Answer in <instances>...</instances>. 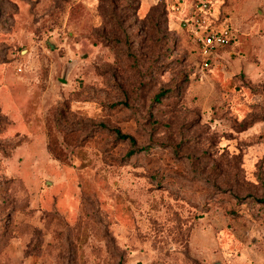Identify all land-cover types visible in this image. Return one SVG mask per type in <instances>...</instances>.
Segmentation results:
<instances>
[{"label":"rangeland","instance_id":"374dc122","mask_svg":"<svg viewBox=\"0 0 264 264\" xmlns=\"http://www.w3.org/2000/svg\"><path fill=\"white\" fill-rule=\"evenodd\" d=\"M198 1L0 0V264H264V0L208 69Z\"/></svg>","mask_w":264,"mask_h":264},{"label":"built area","instance_id":"2783aa9c","mask_svg":"<svg viewBox=\"0 0 264 264\" xmlns=\"http://www.w3.org/2000/svg\"><path fill=\"white\" fill-rule=\"evenodd\" d=\"M173 11L180 13L185 0H171ZM180 24L197 45L202 69L211 68L219 50L233 44L235 35L228 23L217 24L210 15V3L198 1L181 17Z\"/></svg>","mask_w":264,"mask_h":264},{"label":"trees","instance_id":"16d2710c","mask_svg":"<svg viewBox=\"0 0 264 264\" xmlns=\"http://www.w3.org/2000/svg\"><path fill=\"white\" fill-rule=\"evenodd\" d=\"M153 10H154V9H153ZM153 10H151V12H152ZM161 95H162V94H160V96H161ZM255 120H256V119H251L250 121H248V124H247V125L253 123ZM116 133H117V135H118L119 138H121V139H129L133 145L136 144V141H135V139H134L132 136L127 135V134H123V133H121V131L118 130V129L116 130ZM147 148H148V147H142V148H138V149H131V150L128 152V155H133V154H135L137 151H139V150H145V149H147Z\"/></svg>","mask_w":264,"mask_h":264},{"label":"crops","instance_id":"0c3cea01","mask_svg":"<svg viewBox=\"0 0 264 264\" xmlns=\"http://www.w3.org/2000/svg\"><path fill=\"white\" fill-rule=\"evenodd\" d=\"M174 13H176V12H174ZM178 14L181 15L180 13H176V14H175V16H176L175 18H177V19H178ZM180 19H181V17L179 18V25L181 26V24H180Z\"/></svg>","mask_w":264,"mask_h":264},{"label":"water","instance_id":"95a60500","mask_svg":"<svg viewBox=\"0 0 264 264\" xmlns=\"http://www.w3.org/2000/svg\"><path fill=\"white\" fill-rule=\"evenodd\" d=\"M52 47H54L53 45H52ZM25 52V51H24Z\"/></svg>","mask_w":264,"mask_h":264}]
</instances>
